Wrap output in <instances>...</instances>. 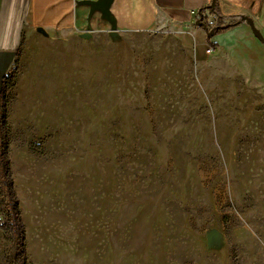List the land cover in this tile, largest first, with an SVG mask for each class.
<instances>
[{
    "label": "rangeland",
    "instance_id": "1",
    "mask_svg": "<svg viewBox=\"0 0 264 264\" xmlns=\"http://www.w3.org/2000/svg\"><path fill=\"white\" fill-rule=\"evenodd\" d=\"M234 28L201 57L190 31L24 35L0 264H264V45Z\"/></svg>",
    "mask_w": 264,
    "mask_h": 264
},
{
    "label": "crops",
    "instance_id": "2",
    "mask_svg": "<svg viewBox=\"0 0 264 264\" xmlns=\"http://www.w3.org/2000/svg\"><path fill=\"white\" fill-rule=\"evenodd\" d=\"M215 3L223 22L240 21L232 30L233 38L254 46L260 43L245 19L250 18L263 33L264 21L260 14L263 11L264 18V0H216ZM210 4L211 0H112L106 8L105 0H0V82L14 64L24 35L33 30L78 33L190 31L194 36L195 52L201 57L203 46L209 42L206 32L195 22L198 13ZM203 12L208 22L214 23V15L208 10Z\"/></svg>",
    "mask_w": 264,
    "mask_h": 264
},
{
    "label": "trees",
    "instance_id": "3",
    "mask_svg": "<svg viewBox=\"0 0 264 264\" xmlns=\"http://www.w3.org/2000/svg\"><path fill=\"white\" fill-rule=\"evenodd\" d=\"M204 10H208L210 14H217L218 12V6L216 3H214L213 5H209L207 8L201 10L198 13V18L196 19V21L198 22V25H196L199 28H202L206 34H207V41L210 43V39L214 36V35H218L221 33L226 32L229 29H232L236 26L239 25L240 21H236V22H232L230 24H223L221 19L218 18L214 21V23H210L208 22L207 16H205V12H203ZM211 44V43H210ZM211 46L213 48H215V46L213 44H211ZM2 109V108H0ZM3 143V139H2V126L0 123V160L5 163V165H3V168L8 169V158H7V151H6V146L2 145ZM0 230L4 231V232H12L14 230V227H12V225H9L8 223H4L0 221ZM21 238V237H19ZM18 245V244H17ZM15 253H18V251H15ZM19 254V253H18ZM14 256H16L14 254ZM18 257V256H16Z\"/></svg>",
    "mask_w": 264,
    "mask_h": 264
},
{
    "label": "water",
    "instance_id": "4",
    "mask_svg": "<svg viewBox=\"0 0 264 264\" xmlns=\"http://www.w3.org/2000/svg\"><path fill=\"white\" fill-rule=\"evenodd\" d=\"M112 0H105V6L106 8L108 7L107 5L110 4ZM216 0H211V5H213L215 3ZM250 31L252 33V35L261 43L264 45V36L262 35V33L256 28V26L254 25L253 21L250 18H246L245 19ZM195 25H198V22H195Z\"/></svg>",
    "mask_w": 264,
    "mask_h": 264
},
{
    "label": "built area",
    "instance_id": "5",
    "mask_svg": "<svg viewBox=\"0 0 264 264\" xmlns=\"http://www.w3.org/2000/svg\"><path fill=\"white\" fill-rule=\"evenodd\" d=\"M213 52H214V48L213 47H207L206 50H205L206 54H211Z\"/></svg>",
    "mask_w": 264,
    "mask_h": 264
}]
</instances>
